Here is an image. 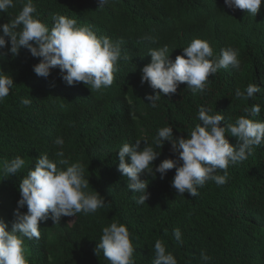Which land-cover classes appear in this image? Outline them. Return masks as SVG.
<instances>
[{
	"label": "trees",
	"instance_id": "16d2710c",
	"mask_svg": "<svg viewBox=\"0 0 264 264\" xmlns=\"http://www.w3.org/2000/svg\"><path fill=\"white\" fill-rule=\"evenodd\" d=\"M28 2L13 0L14 7L0 12V25L14 19ZM31 3L37 10L34 18L49 30L52 16H65L98 38L122 42V51L112 85L91 91L83 83L67 85L58 68L50 70L46 79L38 77L33 67L41 58L32 57L27 49L21 48L16 57L9 51L10 43L0 49L7 54L0 57V74L14 81L9 95L0 100V218L8 225L6 230L11 231L20 199L18 186L40 155L55 161V152L63 151L67 166L83 167L89 181L84 191H96L110 203L94 213L76 214L72 222L71 217H62L55 225L51 218L41 222L39 240L23 238L27 264H109L94 249L102 229L113 222L125 225L130 233L133 264H153L157 240L177 264H205L202 251L210 257L206 264H264V144L254 147L246 160L229 165L223 186L208 181L197 189V197L176 193L171 186L175 169L163 179L159 173L155 178L141 174L140 179L148 181L149 194L143 205L136 203L140 193L127 189L117 158L124 144L138 139L141 148L146 140L155 149L153 140L164 127L172 126L174 138H187L201 123L197 118L201 107L209 115H223L220 127L234 124L241 116L264 122V0L255 16L227 7L224 0H108L100 9L98 0ZM145 36L156 43L144 40ZM194 39L209 43L212 59L222 49L236 50L239 70L231 66L218 70L203 93L193 94L180 84L175 94L161 96L157 107H150L146 96L155 93L147 82L141 83V69L151 61L149 50L167 46L174 62ZM249 84L261 91L251 99H236V90L246 95ZM23 99L30 100V106H23ZM253 105L260 107L258 116L245 112ZM225 135L237 148V138ZM57 137L64 141L62 148L54 144ZM170 149V142L155 149L160 155L153 170L163 160L176 158ZM17 156L25 161L24 167L5 178L3 162ZM126 161L130 163V158ZM20 212L26 213V206ZM177 228L180 241L173 235Z\"/></svg>",
	"mask_w": 264,
	"mask_h": 264
},
{
	"label": "clouds",
	"instance_id": "9594fccd",
	"mask_svg": "<svg viewBox=\"0 0 264 264\" xmlns=\"http://www.w3.org/2000/svg\"><path fill=\"white\" fill-rule=\"evenodd\" d=\"M108 0H98V8H103ZM229 8L239 9L255 16L262 5V0H224ZM14 7L13 0H0V12H7ZM36 8L29 0L22 10L10 22L0 25V49L10 43V53L13 57L19 55L21 48L27 49L34 58L41 62L34 65L33 71L38 77L48 78L50 70L58 68L61 78L67 85L83 83L91 91H99L112 85L116 64L121 57V43H113L109 38H98L88 27H77L76 20L65 16L54 15L53 27L49 30L39 19L34 18ZM9 38L6 40L5 38ZM144 40L156 43L151 36ZM0 52V57H6ZM149 64L141 69V83L147 82L155 95L146 96L151 101L150 107L156 108V101L161 96H169L177 92L180 84H186L193 94L203 93L210 76L220 69L239 70L238 52L232 48L222 49L218 58H213V50L209 43L194 39L190 45L177 55L174 62L169 59L168 47L150 49ZM127 58V57H125ZM14 81L7 75L0 74V100L9 95ZM261 89L256 84H249L246 95L239 89L235 92L236 99H251ZM23 106H30L31 101L23 99ZM259 105L245 109L252 116L260 114ZM197 124L187 138H174L172 126L158 131L153 140L155 149H162L165 142L171 143L170 151L175 159H165L153 170L152 164L160 155L153 146L144 140H136L134 144H124L117 153L118 171L126 178V187L133 193H140L137 204H145L149 198L148 181L141 180V174L155 178L156 173L163 179L169 170L175 169L171 186L178 195L188 193L192 197L199 195L198 188L208 181L217 186H223L228 179L227 169L252 155L253 148L264 144V122H256L244 116L239 117L234 124L220 127L223 115H209L208 110L201 107ZM236 137L237 148L230 145L225 133ZM54 144L62 148L64 141L57 137ZM56 160H50L47 155H40L35 160V167L28 171L21 180L18 191L20 199L14 211L11 231H7V223L0 218V264H27L24 249V239H40L39 225L49 218L53 224H59L62 217H75L83 212L85 215L96 212L97 209L109 206L105 199L95 191L88 194L84 191L89 187L88 179L83 176V167L79 164L69 165L63 151L55 152ZM130 158V163L126 161ZM25 161L17 156L11 161L3 162L5 178L17 174ZM61 166H67L64 170ZM223 172V175H218ZM26 206L27 212L20 209ZM177 241L181 240L180 230L173 233ZM109 261V264H133L134 252L127 227L116 222L102 229L100 242L94 249V254ZM202 261L210 259L203 251ZM153 264H177L170 253L166 254L160 240L155 242Z\"/></svg>",
	"mask_w": 264,
	"mask_h": 264
},
{
	"label": "rangeland",
	"instance_id": "374dc122",
	"mask_svg": "<svg viewBox=\"0 0 264 264\" xmlns=\"http://www.w3.org/2000/svg\"><path fill=\"white\" fill-rule=\"evenodd\" d=\"M72 220H73V218L71 217V218L69 219V222H72Z\"/></svg>",
	"mask_w": 264,
	"mask_h": 264
},
{
	"label": "bare ground",
	"instance_id": "6f19581e",
	"mask_svg": "<svg viewBox=\"0 0 264 264\" xmlns=\"http://www.w3.org/2000/svg\"><path fill=\"white\" fill-rule=\"evenodd\" d=\"M182 19H183V17H182ZM147 35H149V34H147ZM151 35V34H150Z\"/></svg>",
	"mask_w": 264,
	"mask_h": 264
}]
</instances>
